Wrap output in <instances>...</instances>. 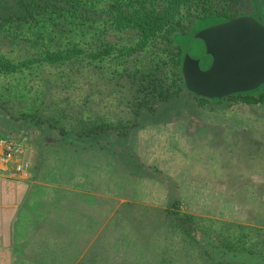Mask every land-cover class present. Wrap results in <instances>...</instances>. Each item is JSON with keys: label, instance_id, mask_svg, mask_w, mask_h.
Returning a JSON list of instances; mask_svg holds the SVG:
<instances>
[{"label": "rangeland", "instance_id": "obj_1", "mask_svg": "<svg viewBox=\"0 0 264 264\" xmlns=\"http://www.w3.org/2000/svg\"><path fill=\"white\" fill-rule=\"evenodd\" d=\"M47 1L52 5L35 7L33 16L22 22L2 23L1 19L0 52L20 61L38 57L46 49L66 48L77 43L86 53L61 64L34 61L14 72L0 69V102L8 106L10 113L17 115L47 106L46 112H33L37 117L53 118L69 127L74 121L83 126V122L89 120L130 125L134 114L132 105L139 104L140 112L147 106L158 105L136 98L130 88L129 74L135 72L138 76L159 60L170 62L161 35L149 41L140 53L126 55L120 48L135 45L139 35L133 28H116L112 13L114 0H44ZM162 1L149 0L150 3ZM9 3L15 4L12 5L18 13L24 9L21 0H3L0 1L3 14L9 15ZM256 5H252L256 8H245L243 14L259 18ZM194 9L195 6L191 8L192 14H196ZM189 12L184 8L181 18L188 26L192 17ZM216 22V18L200 19L180 37L193 57L200 56L203 44L193 37L195 32ZM106 42L115 46L114 51L91 59L88 52L101 48ZM258 88L264 90V84ZM184 106L171 111L180 115L146 118L132 132L133 155L129 156L153 165L160 172L152 167V170L142 169L139 172L142 175L132 174L119 156L106 147L79 158L85 171L100 172L98 187L95 182L100 195L86 194L69 199L71 196L65 198L60 189L49 190L46 197L62 201L66 214L62 213V220L55 223L53 230L45 231V237L36 236L39 247L36 243L32 250L24 246L28 253H18L16 261L10 264H106L105 254L127 264H146L149 257L159 262L163 257L160 253L157 256V252L165 242L160 222L169 204V193L181 197V212L200 217L212 241L225 240L238 249L241 246L235 244L243 242L246 247L259 248L264 253V235L260 232L263 225L253 222L251 212L252 206L259 204L258 196L253 187L241 185L245 181L243 176L263 178L260 158L264 150V103L230 99L221 105L191 94L190 102ZM208 123L217 127L211 128ZM2 128L0 123V139L19 140L23 145L22 154L7 164L10 168L7 172L12 171L14 175H20L15 173L14 166L23 161L29 163V170L32 166L42 171L46 166L45 157L49 158L48 172L59 173L62 152L75 153L59 143L54 146L40 143L42 140L38 142L36 133L32 138L30 134L22 138L24 132L7 134ZM246 136L254 142L252 145L262 148L261 153L241 155L244 150L241 140ZM158 176L169 179L174 193L161 184ZM172 179L180 182L178 187L175 188ZM259 208L260 205L258 212ZM54 209L48 206L46 211ZM239 223L252 228H242ZM143 249L146 252H142ZM227 258L240 261L238 257ZM215 260L222 259L216 256Z\"/></svg>", "mask_w": 264, "mask_h": 264}, {"label": "trees", "instance_id": "obj_2", "mask_svg": "<svg viewBox=\"0 0 264 264\" xmlns=\"http://www.w3.org/2000/svg\"><path fill=\"white\" fill-rule=\"evenodd\" d=\"M21 3L24 5V9L20 13L14 11L13 5L15 4L13 3V5L11 3L8 5L11 10L9 15H6L7 13L3 14L0 9V21L2 19V23L10 21L19 23L28 19V17H32L35 7L44 8L45 6L49 7L52 5L48 1L45 3L44 0H21ZM255 4H258L256 5L258 7V19L264 20V0H163L158 3H150L149 0H114L112 3V13L113 23L116 28H133L137 30L139 35V39L135 45H125L120 48L122 53L133 55L136 52L138 54L146 48L149 41L158 35H161L163 38L162 40L165 43V50L170 62L166 60L160 62L161 60H159L154 66L147 68L146 72L138 73V76L135 72L129 74V80L132 83L130 88L135 92L136 98L144 100L146 103L152 101L158 103V105L147 106L143 112L139 111V104L132 105L134 114L130 125H114L107 122H98V124L93 120H89V122H83V126L78 125V122L74 121L72 126L69 127L61 125L53 118L36 116L34 112H46L47 106H43L41 109L35 108V111L29 110L14 115L10 113L12 111L8 106L1 101L0 123H2L3 127L2 132L7 134H11L12 131L24 132L22 133V138H26L28 134L32 138L34 133H36V140L38 142L42 140L40 143L44 142V144H52L54 146L59 143L61 147L66 146L75 153L88 156L93 154L94 151L106 147L109 152L111 151L119 156V159L132 174L142 175L139 172L144 168L152 170L153 165L138 161L137 157L129 156L133 155L131 146L132 132L140 125L139 122L146 118H163L168 116L172 118L175 113L180 115V112L172 113L171 111L185 107L184 105L190 102V96L193 93L185 86L182 70L183 59L187 50L180 41V37L189 32L191 26H194V22L200 19L216 18L217 22L224 21L242 15L245 8L255 7L252 6ZM55 6L59 5L56 4ZM193 6L196 8L194 9L196 14H192L191 8ZM184 8L188 12L191 11L189 12L192 16L189 20L191 22L190 26L184 24L181 20ZM17 18H19L18 21H16ZM114 49L115 46L113 44L106 42L99 49H91L88 55L93 60L99 59L111 54ZM84 53H86L85 49L77 43L69 45L66 48L46 49L44 54L38 57H29L20 61H14L11 57L0 52V69L5 72H14L34 61L61 64L79 58ZM168 63L170 64L169 68ZM259 89L234 93L224 98L220 104H225L230 99L249 103H264V90ZM197 98L211 101L207 97L197 96ZM143 124L141 122V125ZM207 126L215 128L217 124L208 123ZM244 131L247 132L246 130ZM248 135L250 134L248 133ZM246 138L249 137L246 136L245 139L241 140V142L243 141L242 149H244L241 152L243 157L246 154L254 155L262 152V148H259V145H252L254 142ZM261 154L260 161L262 162H260V169L263 172V178L256 180L249 176H243L242 179H245V181L241 182V185L251 186L255 189L254 194L258 196L257 201L260 208L258 212V205L252 206V219H254L253 222L257 223V225H263L260 226L263 231L258 229L263 236L264 150ZM155 169L160 172L157 168ZM229 175L239 176L236 173H230ZM158 178L168 191L173 192L168 182L169 179H165L163 176H158ZM228 178L231 182L234 181L233 177L228 176ZM173 181L175 182V188L178 187L180 182L177 180ZM170 194L169 204L163 211V219L160 222L163 225L164 236L162 238H164L165 242L163 243V247L157 252V256L160 253V257L163 258L157 262L149 257V261H145L146 264H264L262 249L252 246V248L246 247L243 242L235 244L241 246L238 249L225 240L216 239V242L212 241L207 236V231L203 229L200 217L193 213L181 212V197L175 193L173 195ZM239 224L242 225V228H252L248 224ZM256 228L254 226L253 229L256 230ZM179 234H182L183 238ZM262 243H264V240ZM142 252L146 251L143 249ZM105 255L107 259L106 264H127L123 260L113 258L112 256L109 257L107 254ZM216 256H220L222 260H215ZM228 256L238 257L240 261L235 258L233 259L234 261H230L227 258Z\"/></svg>", "mask_w": 264, "mask_h": 264}, {"label": "crops", "instance_id": "obj_3", "mask_svg": "<svg viewBox=\"0 0 264 264\" xmlns=\"http://www.w3.org/2000/svg\"><path fill=\"white\" fill-rule=\"evenodd\" d=\"M62 153L59 173L48 172L49 158L45 157L44 169L36 171L31 166L26 177L7 172L10 168L0 160V264H10L16 261L18 253H28L24 246L32 250L37 244L36 236L45 237V231L53 230L55 223L62 220V213L66 214L62 201L46 197L49 190L60 189L65 198L71 196L69 199L86 194L100 195L95 188V182L98 187L101 180L100 172L85 171L84 163L79 160L84 155ZM48 206L55 209L47 212Z\"/></svg>", "mask_w": 264, "mask_h": 264}, {"label": "water", "instance_id": "obj_4", "mask_svg": "<svg viewBox=\"0 0 264 264\" xmlns=\"http://www.w3.org/2000/svg\"><path fill=\"white\" fill-rule=\"evenodd\" d=\"M202 40L200 56L184 55L186 88L216 103L264 84V23L251 14L205 26L195 32Z\"/></svg>", "mask_w": 264, "mask_h": 264}, {"label": "built area", "instance_id": "obj_5", "mask_svg": "<svg viewBox=\"0 0 264 264\" xmlns=\"http://www.w3.org/2000/svg\"><path fill=\"white\" fill-rule=\"evenodd\" d=\"M0 160L4 164H8L10 161L14 160L17 156L22 154L23 145L19 140H13L10 138L0 139ZM29 163L27 161L19 162L14 166V171L21 176H25L28 172Z\"/></svg>", "mask_w": 264, "mask_h": 264}]
</instances>
